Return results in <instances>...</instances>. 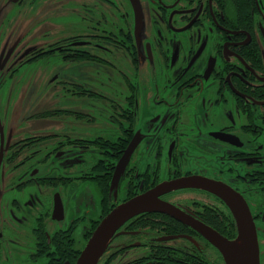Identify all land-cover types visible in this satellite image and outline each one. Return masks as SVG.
I'll return each mask as SVG.
<instances>
[{
    "label": "flooded vegetation",
    "instance_id": "af4514ba",
    "mask_svg": "<svg viewBox=\"0 0 264 264\" xmlns=\"http://www.w3.org/2000/svg\"><path fill=\"white\" fill-rule=\"evenodd\" d=\"M148 1L154 5L148 4L150 22L159 26L154 33L143 31L140 0H16L21 8L38 6L35 23L20 27L41 32L44 41L2 55V78L59 55L63 63L110 66L125 86L98 97L66 77H54L49 84L63 101L21 112L20 84L16 95L0 85V264L7 262V244L24 225L32 244L25 264H74L67 259L78 257L113 209L161 183L185 178H195L199 187L159 199L189 224L158 213L139 214L116 231L98 264H224L191 226L235 238L230 209L204 189L215 184L243 200L255 227L260 264L264 0ZM65 32L62 38L56 35ZM115 52L125 55L127 71L111 62ZM139 81L149 88L140 92ZM73 95L104 99L107 134H73L69 120L95 122L91 113L69 110ZM132 141L135 149L113 181ZM63 241L69 257L58 252Z\"/></svg>",
    "mask_w": 264,
    "mask_h": 264
},
{
    "label": "rangeland",
    "instance_id": "374dc122",
    "mask_svg": "<svg viewBox=\"0 0 264 264\" xmlns=\"http://www.w3.org/2000/svg\"><path fill=\"white\" fill-rule=\"evenodd\" d=\"M61 1V0H53ZM143 4L145 11V28L143 31L152 30L154 33L159 26L150 22L148 15L149 5L148 0H140ZM154 5L151 3L150 6ZM38 6H32L27 8H21L16 4V0L5 2L0 0V57L12 51L13 49L22 50L29 43L35 42L36 44L42 43L44 40V34L37 33L30 29H22L20 25L33 24L36 21L35 13L38 11ZM60 7L55 8L54 11H58ZM88 8V7H87ZM90 10L92 6H89ZM88 8V9H89ZM47 8H44L46 10ZM61 9V8H60ZM149 19V22H148ZM67 33H56L58 38H62ZM121 52V51H120ZM115 52L111 56V62L122 70H128L129 65L124 54ZM62 58L59 55H52L43 59H38L37 62L31 63L21 71H19L16 77L10 79H4L0 76V85H4V89L13 90V94L16 95L18 85L20 84V96L22 98L21 112L29 109L42 110L44 105H52L55 102H61L63 99L60 97L58 88L53 89L49 84L55 79L64 80L70 79L73 82L79 84L85 90L95 93L98 97H102L101 93L110 91L113 94L117 90L121 91V87L124 88V80L120 74L113 71L110 66L100 67L94 64H88L86 62L79 63H63ZM112 65V64H111ZM112 65V66H114ZM66 77V78H65ZM117 87V90L114 89ZM149 88V83L145 81H139V91L143 92ZM57 90V91H55ZM139 94L141 95L142 93ZM73 95L68 99V108L74 113H91L95 117V122L90 125H84V123L72 121L68 127L73 134L84 135H99L107 134L111 127L107 123L105 117L107 115V103L104 99H95L79 97ZM104 98V97H103ZM139 120V124L141 123ZM146 120V119H145ZM144 129L143 127H139ZM71 206L67 205V208ZM2 207V204L0 205ZM66 208V214H67ZM3 213L0 210V219ZM68 215L65 220H67ZM258 232L262 234L260 238V264H264V225L257 226ZM32 250L31 238L28 233V226L24 225L18 236L14 241L7 244L6 256L7 262L5 264H25L28 258V254Z\"/></svg>",
    "mask_w": 264,
    "mask_h": 264
},
{
    "label": "water",
    "instance_id": "95a60500",
    "mask_svg": "<svg viewBox=\"0 0 264 264\" xmlns=\"http://www.w3.org/2000/svg\"><path fill=\"white\" fill-rule=\"evenodd\" d=\"M132 141L121 162L116 166L113 181L117 180L120 170L126 166L129 156L135 149ZM185 187H199L195 178H185L161 183L149 192L137 196L113 209L96 226L74 264H98L116 231L131 218L142 213H158L185 225L189 224L183 216L169 204L159 199L165 193ZM204 189L217 194L230 209L236 228L233 240H226L203 226L191 225L205 236L208 243L215 247L224 264H259L256 232L243 200L232 190L221 185H207Z\"/></svg>",
    "mask_w": 264,
    "mask_h": 264
},
{
    "label": "trees",
    "instance_id": "16d2710c",
    "mask_svg": "<svg viewBox=\"0 0 264 264\" xmlns=\"http://www.w3.org/2000/svg\"><path fill=\"white\" fill-rule=\"evenodd\" d=\"M237 2H241L240 0H236ZM242 3V2H241ZM241 5V4H240ZM242 10V9H241ZM243 12V10H242ZM244 13V12H243ZM59 249H58V252L59 253H62L63 256H68L69 257V254H70V251L68 249V243L66 241H63V242H59ZM67 257V258H68ZM76 256L73 258V259H67L69 263H73L75 260H76ZM64 259L61 260V262L63 261ZM167 264V263H165Z\"/></svg>",
    "mask_w": 264,
    "mask_h": 264
}]
</instances>
